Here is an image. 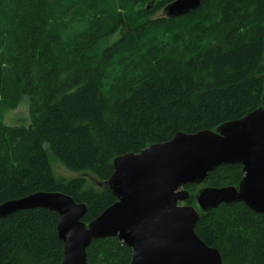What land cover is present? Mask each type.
Returning a JSON list of instances; mask_svg holds the SVG:
<instances>
[{"label": "trees", "instance_id": "1", "mask_svg": "<svg viewBox=\"0 0 264 264\" xmlns=\"http://www.w3.org/2000/svg\"><path fill=\"white\" fill-rule=\"evenodd\" d=\"M175 1L0 0V110L26 99L29 116L27 126L0 120V205L63 193L86 206L88 225L116 201L106 186L115 158L264 105V0H204L166 18ZM50 158L83 176L56 180ZM242 177L223 165L202 186L237 188ZM184 190L182 205L194 206L198 187ZM57 222L39 208L0 217V264H60ZM263 225L237 202L200 213L194 233L222 264H264ZM131 254L118 238L86 249L89 264Z\"/></svg>", "mask_w": 264, "mask_h": 264}, {"label": "water", "instance_id": "2", "mask_svg": "<svg viewBox=\"0 0 264 264\" xmlns=\"http://www.w3.org/2000/svg\"><path fill=\"white\" fill-rule=\"evenodd\" d=\"M204 0H177L163 10L166 18L187 16ZM240 165L237 188L201 187L223 165ZM187 185L199 188L194 206H184ZM115 202L85 225L86 206L57 192H37L0 205V217L44 209L58 215L60 264H89L86 249L94 240L118 238L131 249L129 264H222L217 249L194 233L200 213L221 204L243 203L264 215V105L215 131L176 133L137 154L113 160L106 182ZM264 226V225H263Z\"/></svg>", "mask_w": 264, "mask_h": 264}, {"label": "rangeland", "instance_id": "3", "mask_svg": "<svg viewBox=\"0 0 264 264\" xmlns=\"http://www.w3.org/2000/svg\"><path fill=\"white\" fill-rule=\"evenodd\" d=\"M160 14L161 13H159V15ZM111 41L112 39L108 40V42H111ZM0 120L6 126H17L21 124L27 126L29 124L27 100L23 99L20 102V105L18 106V108L15 110H8V111L0 110ZM50 165L52 167L53 177H55V179L58 181L71 180V179H74V177L83 176V175H78V174L69 172L62 164H60L57 160L53 158H50ZM88 182L86 184V187L92 185L89 179H88Z\"/></svg>", "mask_w": 264, "mask_h": 264}]
</instances>
